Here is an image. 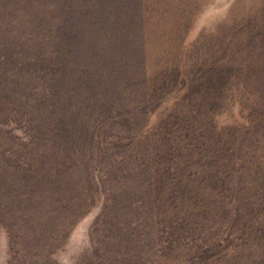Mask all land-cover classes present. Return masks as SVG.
Wrapping results in <instances>:
<instances>
[{
    "label": "rangeland",
    "instance_id": "rangeland-1",
    "mask_svg": "<svg viewBox=\"0 0 264 264\" xmlns=\"http://www.w3.org/2000/svg\"><path fill=\"white\" fill-rule=\"evenodd\" d=\"M0 264H264V0H0Z\"/></svg>",
    "mask_w": 264,
    "mask_h": 264
},
{
    "label": "bare ground",
    "instance_id": "bare-ground-1",
    "mask_svg": "<svg viewBox=\"0 0 264 264\" xmlns=\"http://www.w3.org/2000/svg\"><path fill=\"white\" fill-rule=\"evenodd\" d=\"M37 177V176H36ZM72 187V186H71ZM37 190V189H36ZM39 191V190H38ZM25 193H26V191H25ZM52 195V194H51ZM37 196V195H36ZM21 197V196H20ZM52 197V196H51ZM60 200V199H59ZM39 204V203H38ZM56 204V203H55ZM58 204V203H57ZM23 205V204H22ZM59 205V204H58ZM36 206V205H35ZM62 207V206H61ZM16 208V207H15ZM75 208V207H74ZM56 211V210H55ZM30 212V211H29ZM35 213V212H34ZM55 213V212H54ZM19 214V213H18ZM30 214V213H29ZM28 214V215H29ZM49 214V213H48ZM52 214V213H51ZM122 216V215H121ZM51 217V216H50ZM33 218H34V216H33ZM39 218V217H38ZM50 219H52V218H50ZM20 222V221H19ZM40 223V222H39ZM54 223V222H53ZM22 226V225H21ZM41 228V227H40ZM14 229V228H13ZM29 229V228H28ZM39 229V228H38ZM62 230V229H61ZM21 232H23V231H21ZM37 233V232H36ZM23 234V233H22ZM28 234V233H27ZM19 236V235H18ZM23 236H26V235H23ZM32 237V236H31ZM29 238V237H28ZM62 238V237H61ZM19 240V239H18ZM29 241V240H28ZM35 243H36V241H35ZM27 244V243H26ZM42 246V245H41ZM44 246V245H43ZM21 248H22V246H21ZM21 251V250H20ZM24 251V250H23ZM29 252V251H28ZM38 252H39V250H38ZM20 256V255H19ZM33 256V255H32ZM40 260V259H39Z\"/></svg>",
    "mask_w": 264,
    "mask_h": 264
}]
</instances>
